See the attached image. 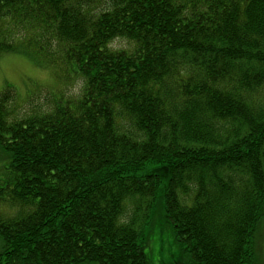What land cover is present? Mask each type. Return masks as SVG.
<instances>
[{
    "label": "trees",
    "instance_id": "1",
    "mask_svg": "<svg viewBox=\"0 0 264 264\" xmlns=\"http://www.w3.org/2000/svg\"><path fill=\"white\" fill-rule=\"evenodd\" d=\"M13 53L61 91L0 90V264H264V0H0Z\"/></svg>",
    "mask_w": 264,
    "mask_h": 264
},
{
    "label": "rangeland",
    "instance_id": "2",
    "mask_svg": "<svg viewBox=\"0 0 264 264\" xmlns=\"http://www.w3.org/2000/svg\"><path fill=\"white\" fill-rule=\"evenodd\" d=\"M52 75L50 70L40 66L23 53L4 55L0 59V90L5 86H11L20 101H25L28 95L31 96V93L38 92V101L34 102V105H40L46 102L45 99H49L51 93L56 94L61 91L58 80ZM65 92L68 96L76 95L79 92V85L77 83L68 85ZM151 224L150 228L146 229L148 243L145 253L148 263L171 264L175 262L181 257V251L168 222L156 218ZM257 237L258 250L263 254L264 224L259 227Z\"/></svg>",
    "mask_w": 264,
    "mask_h": 264
}]
</instances>
